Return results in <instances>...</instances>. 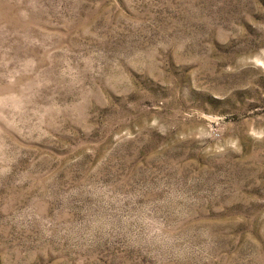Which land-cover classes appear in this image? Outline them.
I'll return each instance as SVG.
<instances>
[{"label": "rangeland", "instance_id": "rangeland-1", "mask_svg": "<svg viewBox=\"0 0 264 264\" xmlns=\"http://www.w3.org/2000/svg\"><path fill=\"white\" fill-rule=\"evenodd\" d=\"M257 57L264 0H0V264H264Z\"/></svg>", "mask_w": 264, "mask_h": 264}, {"label": "clouds", "instance_id": "clouds-1", "mask_svg": "<svg viewBox=\"0 0 264 264\" xmlns=\"http://www.w3.org/2000/svg\"><path fill=\"white\" fill-rule=\"evenodd\" d=\"M254 63H255L256 65L260 66V67H264V62H262L261 59H260L259 57H257V58L255 59ZM252 135H253L254 137L258 136V134H257L256 132H253ZM259 135H264V133H261V134H259Z\"/></svg>", "mask_w": 264, "mask_h": 264}]
</instances>
